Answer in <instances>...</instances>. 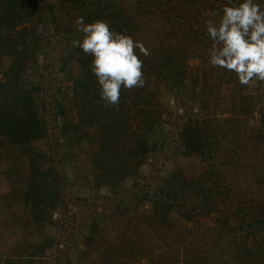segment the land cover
<instances>
[{
  "label": "rangeland",
  "instance_id": "374dc122",
  "mask_svg": "<svg viewBox=\"0 0 264 264\" xmlns=\"http://www.w3.org/2000/svg\"><path fill=\"white\" fill-rule=\"evenodd\" d=\"M34 1L40 11L27 23L33 51L21 78L23 85L36 89L38 101L44 106L47 134L32 140L28 151L13 145V160L8 158V148L0 145V256H23L28 260L29 256L22 251L41 243L49 247L48 251L35 261L30 257L28 264H108L98 260L106 247L104 242H110L115 254L119 245L128 240L126 235L142 236L146 226L156 236L155 246L149 248L154 256L161 254L171 264H187V251L191 248H186L197 244V236L203 254L204 250L214 248L208 237L201 238V232L226 217L240 215L256 225L237 224V230L228 232L219 249L224 251L222 261L214 263L228 264L224 259L227 262V254L232 251L240 252L236 248L239 244L256 251L258 260L252 264H264V219L259 222L264 216L260 212V208L264 210V82L241 85L234 72L209 63L212 41L205 21H219L223 7L218 1L121 0L126 7L138 8L141 27L137 37L151 52L141 59L148 61L178 47L182 50L178 54H188L184 60L187 72L177 88L170 87L166 77L172 68L153 70L150 83L156 88L155 101L162 111L155 131L161 141L142 160L126 143L120 153L127 162L119 168L121 174L128 173L121 180L107 181L109 188L102 183L103 179L96 178L97 172L104 176L108 168L93 161L89 154L93 146L82 143L76 134L78 118L73 108L72 85L80 77L81 69L69 52V39L82 37L76 30V18L69 20L58 13L53 17L48 2L56 0ZM256 2L264 7V0ZM11 65L12 58L0 54L1 79ZM178 69L173 67V71ZM59 101L65 104L62 113L56 107ZM246 106L250 110L241 112ZM195 115L213 118L218 133L213 156L188 155L178 142L184 122ZM106 144L107 141L103 147ZM115 149L109 146L105 151ZM111 156L113 153L109 162L113 160ZM36 178L51 181L59 188L60 210L52 212L56 226L37 229L31 222V179ZM201 185L213 193L218 206L217 211L208 215L201 213V199L192 190ZM155 198L175 201L168 223L159 228L147 223L154 214ZM189 208H195L197 218H186ZM95 221L102 238L89 245L87 236ZM139 226L142 228L138 230ZM168 229L172 236L168 237L167 247L166 238L159 235ZM132 241H128V246ZM139 260V264H153L150 256Z\"/></svg>",
  "mask_w": 264,
  "mask_h": 264
},
{
  "label": "trees",
  "instance_id": "16d2710c",
  "mask_svg": "<svg viewBox=\"0 0 264 264\" xmlns=\"http://www.w3.org/2000/svg\"><path fill=\"white\" fill-rule=\"evenodd\" d=\"M48 6L53 17L57 13L69 20H75V18L82 16L88 23L98 18L104 19L109 22L111 28L120 29L122 33L131 35L135 40H139L137 36L139 35V27H141V18L138 8L126 7L121 3V0H63V3L56 0L54 3L49 1ZM64 10H66V14H64ZM39 11V4L34 0H0V54L12 58V65L7 71V75L4 79L0 78V145L8 148V158L10 160H13V145L22 146L28 151L29 143L32 140L47 134V120L43 113L44 106L38 101L36 89L23 85L21 78L26 60L33 51L30 40L32 37L29 34L27 23ZM53 21L56 22L55 18H53ZM76 38L72 36L69 39L70 55L74 54L81 69L80 77L75 79L72 85L74 94L73 108L76 109L78 118L76 134L82 143L87 146H93L89 153L92 155L93 161L95 163L100 161L99 165L108 168L104 176L97 172L96 178L103 179L102 183H105L106 188H109L107 181L112 183L114 179L121 180V177L128 173L124 171L121 174L122 169L119 168L121 164L127 162L123 153H120L126 143L129 142V147H133L132 151L135 152L134 155L142 160L161 141V137L156 134L155 129L158 126L157 123L161 118L162 111L160 105L155 101L156 88L150 83L151 73L155 69L167 68L170 70L172 68L170 75L166 74V77L170 79L169 86L179 88L187 72L184 60L188 54L181 56L178 53L182 50L177 47L172 48L169 52H162L163 54L161 53L156 58H150L148 61L143 60L145 85L140 88H134L131 91L122 89L119 110H115L111 107H105L104 102L100 99L98 82L91 71L93 57L85 54L80 48L73 47L72 41ZM173 67H178L179 69L173 71ZM56 107L62 113L65 109V104L59 101ZM249 110V106H246L242 108L241 112L246 113ZM212 120L213 118L210 116L200 117L195 115L190 116L184 122V129L180 132L181 138L178 142L181 143L188 155L213 156L214 149H216L214 147L218 143V133L214 129ZM118 127L121 128L119 129ZM105 141H107V144L103 147ZM97 146L98 148L95 149ZM109 146H114L116 149L113 152L105 151ZM110 153H113L111 162H109ZM106 163H109V166L105 165ZM131 167L133 169L134 165ZM31 181V222L37 229L42 226H56L57 221L53 219L52 212L54 209L59 208L61 202L58 186L43 178L31 179ZM205 188L202 185L194 186L192 190L201 199L203 207L201 213L208 215L217 211L218 206L214 197H212L213 193ZM152 202L155 210L153 216H151L152 219H147V223H151L152 227L154 225L158 228L162 225L165 226L168 223L170 213L174 209L175 201H172V198H166L163 201L155 198ZM186 210L187 219L198 217L196 216L195 208H193L194 211L191 208ZM260 212L264 213L263 208H260ZM242 217L240 215L232 218L226 217L223 221L201 232L200 236L202 239L208 237V243H214L212 250L210 248L204 250L205 254L201 252L200 237L196 235L199 239L196 241L197 244L186 248V250L191 248L187 251L190 256L188 259L186 258V263L215 264L214 262L217 260L220 263L224 251H219V249H221L222 244H225V242H222L223 237L228 232L237 230V224L239 226L256 225L247 217ZM259 219V222H263L264 216ZM92 224L91 231L87 236L89 245L94 239L102 238L98 231V223L95 221ZM157 227L154 228L155 231L158 230ZM141 228L139 226L138 230ZM170 236H172V231L169 229L166 232L162 231L161 235H159L161 238H166L167 247L170 244L168 240ZM126 237L128 240L123 241L119 245L120 248L117 249L115 254L112 252L113 247L111 248L110 242H104L106 247L98 258L99 262L136 264L137 261H140L139 258L150 256L153 264H171L169 258L167 261L162 258L161 254L158 257L157 255L154 256V252L149 249L151 246H155L153 241H155L156 236L146 226L143 228L142 236L128 234ZM129 240H133V244L130 246H128ZM48 248V246L41 243L39 245L34 243L31 249L22 252L35 261L37 257H43ZM236 248L240 249V252L232 251L227 254L230 257L227 262L224 259L225 263L230 264L229 262L233 261L232 264H252L258 260L255 259L256 251H253V253L245 245L239 246L238 244ZM164 253L166 252L164 251ZM29 258L27 260L23 256L14 258V256L1 255L0 264H28Z\"/></svg>",
  "mask_w": 264,
  "mask_h": 264
},
{
  "label": "clouds",
  "instance_id": "9594fccd",
  "mask_svg": "<svg viewBox=\"0 0 264 264\" xmlns=\"http://www.w3.org/2000/svg\"><path fill=\"white\" fill-rule=\"evenodd\" d=\"M205 25L212 41L208 51L211 66L234 72L244 86L264 82V7L260 3L228 0L219 21L209 18ZM75 26L82 37L72 45L93 57L91 71L100 99L105 107L119 110L122 89L131 91L145 85L141 56L148 57L151 52L142 41L113 30L107 20L88 23L81 16Z\"/></svg>",
  "mask_w": 264,
  "mask_h": 264
},
{
  "label": "built area",
  "instance_id": "2783aa9c",
  "mask_svg": "<svg viewBox=\"0 0 264 264\" xmlns=\"http://www.w3.org/2000/svg\"><path fill=\"white\" fill-rule=\"evenodd\" d=\"M219 5H221L222 7L228 3V0H217ZM236 2H242V0H236Z\"/></svg>",
  "mask_w": 264,
  "mask_h": 264
}]
</instances>
